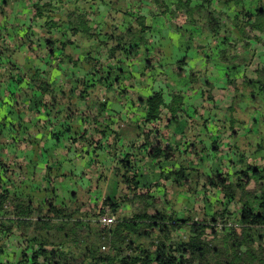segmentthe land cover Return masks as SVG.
I'll return each mask as SVG.
<instances>
[{"label": "trees", "instance_id": "obj_1", "mask_svg": "<svg viewBox=\"0 0 264 264\" xmlns=\"http://www.w3.org/2000/svg\"><path fill=\"white\" fill-rule=\"evenodd\" d=\"M9 5L0 0V69L5 71L0 77L15 100L36 92L40 107L58 100L43 61L24 70L15 63L19 46L42 43L46 64L67 67L75 83L69 96L95 106L96 119L107 105L92 95L95 88L124 92L121 80L130 77L129 62L143 65L142 78L165 83L164 42L174 36L184 40L185 52L191 47L202 51L204 65H198L196 73L189 71L188 79L203 101L218 109L215 96L232 90L221 110V124L211 117L203 124L215 123L220 137L256 133V124L247 125L238 113L242 102L255 103L264 113V0H29L22 4L31 12L28 18L6 13ZM167 22L177 34H165ZM35 29L50 37L34 36ZM199 36L203 42L197 41ZM185 63L182 58L175 65L182 70ZM165 85L136 99V105L146 109L141 124L168 114L167 126L180 125L183 91L165 92ZM258 124L264 126V114ZM142 133L141 147L159 168V179L132 200L126 194L116 200L105 197L102 205L114 218L107 229L88 219L97 204L88 203L87 197L75 194L68 201L41 200L35 205L31 196L6 191L0 182V264H264V159L261 166L248 162L261 145L247 151L235 147V171L218 169L202 177L198 184L204 202L207 192L216 190L219 207L204 211L203 206L196 217L192 209L184 215L168 209L166 199L154 195L153 188L165 190L186 181L184 164L170 169L162 165L177 159L180 145H162L157 128ZM129 155L116 163L115 175L125 185L137 175ZM127 205L132 212L120 213ZM4 240L20 249L16 261L3 257Z\"/></svg>", "mask_w": 264, "mask_h": 264}, {"label": "crops", "instance_id": "obj_2", "mask_svg": "<svg viewBox=\"0 0 264 264\" xmlns=\"http://www.w3.org/2000/svg\"><path fill=\"white\" fill-rule=\"evenodd\" d=\"M8 1L10 5L5 11L9 15L23 18L31 15L30 11L22 7V4L29 0ZM149 11L143 14L146 15V20L152 23ZM159 15L163 17L161 13ZM175 29L176 27H169L167 22L162 30L170 36L173 32L177 34ZM34 36L50 37L43 35L38 29H35ZM197 38L200 42L204 40L201 36ZM19 47L15 63L24 70L36 65L41 66L43 61L44 72L48 81L55 87L58 99L56 102L48 100L45 106L41 107L38 104V92L15 100L5 87L1 86L0 77V182L2 189L6 191L31 196L35 205L41 200L68 201L76 194L82 199L87 197L88 203L97 204L98 207L103 204L105 197L116 200L126 194L127 198L132 200L136 193L145 192L158 181L160 172L147 156V150L141 147L145 141L142 131L153 128L160 132L158 141L162 145H180L177 159L166 160L162 165L170 169L171 166L175 167L181 163L188 169L186 181L180 186L168 185L165 190L162 187L153 188L156 197L160 200L166 199L168 209L181 215L192 209L195 216L199 217L203 206L204 211L219 207L216 201L217 191H208L207 202H204L203 191L198 183L202 181L203 176L218 169L235 171V147L238 151H247L260 144L261 148L255 150L256 153L248 162L256 166L263 163L264 126L258 122L264 113L255 103L242 102L238 113L247 125L256 124L254 134L232 137L226 134L220 137L215 123L203 124V119L209 117L221 124L225 117L221 110L230 99L232 90L226 89L215 96L218 109H213L209 102L200 98L199 89L192 85L193 83L190 84L188 72L196 73V67L204 65L200 58L202 51L191 47L185 52L183 39H175L173 36L165 40L163 53L164 62L168 64L165 66L164 91L174 88L184 94L183 111L181 115L178 113L177 118V121L181 122L179 126L166 125L168 114H163L159 121L149 124H141L139 121L146 109L137 106L136 99L147 97L150 91L163 88L165 84L145 76L142 78L140 72L143 65L139 61L127 64L130 77L121 80L127 87L123 94L106 91L98 86L95 88L92 95L103 99L107 105L106 110L95 119V106L89 101L76 99L74 95L69 96V89L74 87L75 83L74 78L69 77L67 67L59 66L54 61L46 64L48 58L42 43ZM182 58H185L186 63L181 70L175 62ZM14 71L17 72L16 69ZM4 72L0 69V76ZM192 106L197 108L196 112ZM136 119L139 122L134 125ZM57 133L58 137L53 136ZM216 147H219L218 150ZM126 154H130L127 158L134 164L137 175L125 185L118 182L119 176L115 175V172L117 159L125 157ZM127 211L132 212L129 205L120 209L122 214ZM2 249L5 260H17L20 249L14 241L4 240Z\"/></svg>", "mask_w": 264, "mask_h": 264}, {"label": "built area", "instance_id": "obj_3", "mask_svg": "<svg viewBox=\"0 0 264 264\" xmlns=\"http://www.w3.org/2000/svg\"><path fill=\"white\" fill-rule=\"evenodd\" d=\"M88 219L99 224L101 229H107L114 223V218L109 214L108 209L100 204L88 217Z\"/></svg>", "mask_w": 264, "mask_h": 264}, {"label": "rangeland", "instance_id": "obj_4", "mask_svg": "<svg viewBox=\"0 0 264 264\" xmlns=\"http://www.w3.org/2000/svg\"><path fill=\"white\" fill-rule=\"evenodd\" d=\"M207 105H210V104H207ZM239 107H241V104H239ZM242 108V107H241ZM246 110V109H245ZM263 138H264V136H263ZM263 143H264V141H263ZM85 183H87V182H85ZM111 184H113V185H115V183L114 182H111ZM88 185V184H87ZM103 206V205H102ZM109 212V211H108ZM90 221H92L91 219H90ZM237 233H239V231L237 230ZM0 238H1V235H0Z\"/></svg>", "mask_w": 264, "mask_h": 264}]
</instances>
